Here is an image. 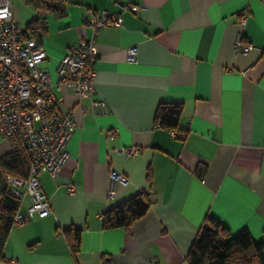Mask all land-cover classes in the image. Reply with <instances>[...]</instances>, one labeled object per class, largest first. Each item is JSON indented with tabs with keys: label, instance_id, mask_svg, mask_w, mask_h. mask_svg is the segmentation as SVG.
Wrapping results in <instances>:
<instances>
[{
	"label": "crops",
	"instance_id": "1",
	"mask_svg": "<svg viewBox=\"0 0 264 264\" xmlns=\"http://www.w3.org/2000/svg\"><path fill=\"white\" fill-rule=\"evenodd\" d=\"M12 2L19 23L44 17L41 67L76 129L61 173L39 175L50 214L13 225L0 264H189L208 214L233 234L247 229L264 239V0H69L62 17ZM103 11L123 23L96 36L94 91L83 98L58 84L57 67L72 45L93 36L83 17ZM238 36L253 46L247 54L235 51ZM93 101L109 111L99 113ZM162 103L183 105L184 139L155 121ZM127 147L141 152L127 157ZM10 153L0 135V159ZM112 170L129 183L110 198ZM144 191L143 218L103 227L107 210ZM30 203L26 196L20 211ZM72 228L81 231L78 252L68 242Z\"/></svg>",
	"mask_w": 264,
	"mask_h": 264
},
{
	"label": "built area",
	"instance_id": "2",
	"mask_svg": "<svg viewBox=\"0 0 264 264\" xmlns=\"http://www.w3.org/2000/svg\"><path fill=\"white\" fill-rule=\"evenodd\" d=\"M133 12L138 6L127 5ZM92 29L93 36L72 45L58 63V84L80 97H90L94 91V64L96 61V36L105 27L121 26V14L109 11L90 12L83 17ZM244 23V19H240ZM235 51L247 54L253 49L242 36L235 40ZM137 47L128 51L130 61H136ZM47 59L45 48L34 38H28L15 18L12 0H0V135L10 144L11 151L24 148L30 160L29 175L19 178L7 174L8 193L20 201L26 196L31 203L26 211L20 209L14 217V225L25 224L34 218L50 214L51 204L46 195L40 173L45 170L55 179L70 159L68 143L76 123L72 113H63L57 106L58 97L50 74L41 65ZM99 113H107L104 101H93ZM127 157L138 155V147L121 150ZM128 185L127 177L115 170L110 172L108 196L116 194V185ZM73 191V187H71Z\"/></svg>",
	"mask_w": 264,
	"mask_h": 264
},
{
	"label": "trees",
	"instance_id": "3",
	"mask_svg": "<svg viewBox=\"0 0 264 264\" xmlns=\"http://www.w3.org/2000/svg\"><path fill=\"white\" fill-rule=\"evenodd\" d=\"M40 13L53 14L62 17L66 12L69 0H25ZM44 17H34L25 26L24 34L39 42V31ZM183 112L181 103H162L158 107L155 121L162 127L178 132V137L184 139L187 131L180 128ZM200 173L206 171L201 166ZM30 160L28 152L22 148L0 159V260H5L4 248L9 233L14 225V217L20 209V201L8 193L7 174L19 178L29 175ZM150 207V194L141 192L123 203L107 210L102 222L105 229L125 227L143 218ZM68 242L73 252L80 249L81 231L69 229L66 231ZM264 239L256 241L247 229L236 234L224 226L214 216L208 214L200 227L187 254L189 264H264Z\"/></svg>",
	"mask_w": 264,
	"mask_h": 264
},
{
	"label": "rangeland",
	"instance_id": "4",
	"mask_svg": "<svg viewBox=\"0 0 264 264\" xmlns=\"http://www.w3.org/2000/svg\"><path fill=\"white\" fill-rule=\"evenodd\" d=\"M17 1V0H16ZM14 2H15V0H14ZM20 25H21V27H25L26 26V23L24 22V21H21V23H20Z\"/></svg>",
	"mask_w": 264,
	"mask_h": 264
}]
</instances>
